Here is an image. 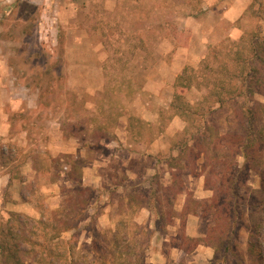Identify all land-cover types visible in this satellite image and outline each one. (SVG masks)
<instances>
[{
	"label": "rangeland",
	"instance_id": "1",
	"mask_svg": "<svg viewBox=\"0 0 264 264\" xmlns=\"http://www.w3.org/2000/svg\"><path fill=\"white\" fill-rule=\"evenodd\" d=\"M252 2L0 0V61L16 92L32 104L23 105L17 112L28 126L27 139L40 171L39 179L28 189L29 198L38 209H51L45 201L49 191L42 190L54 181L61 184V201L54 209H61L77 224L63 234L64 238L76 232L79 246L100 233L111 245L112 232L118 229L129 234V240L150 264H264V250L260 258L258 240L249 229L239 226L230 234L223 230L222 220L211 241L218 248L214 255V248L206 244L210 241L209 227L214 224L206 200L213 192L205 184L206 178L209 183L218 180L213 170L224 172L231 160L243 162L242 156L234 154L236 144L232 139L235 134H244L245 126L234 113L241 106L264 105V91L250 99L226 101L214 113L203 116L208 127L203 130L198 127L202 119L192 118L190 111L207 106L204 88L195 83L184 88L183 101L191 104V110L185 113L189 122L181 118L183 130L169 142L187 147L175 157L169 152L155 156L177 166L172 185L159 193L157 181L162 173L146 170L155 161L147 153L149 145L173 114L167 96L173 97L175 79L183 68L197 69L212 49H219L218 61L224 62L226 50L237 46L246 33L264 35V15L259 13L264 0ZM79 34L81 43L77 46L75 36ZM175 71L178 74L173 78ZM160 77L166 86L161 88L163 99L153 101L159 123L152 125L136 114L149 99L143 83ZM123 128L128 132L125 143L115 133ZM58 129L66 137L63 143L57 137ZM204 136L209 138V143L202 145L208 153L197 159ZM73 142L82 147L75 153H59L60 146L70 150ZM47 146L57 152L52 154ZM13 149L7 147V154L14 153ZM80 149L84 150L82 154ZM7 154L5 161H11ZM105 155L111 158L107 165L100 162ZM94 159L96 162H92ZM90 162L99 164L98 186L80 181L83 168ZM120 163L138 170V179L150 180V186L146 188L139 180L137 186L123 184L127 175L110 170ZM16 164L11 166L15 169ZM199 164L206 169L201 171ZM199 175L205 191L197 189ZM239 182L242 186L238 192L245 199L238 209L244 212L242 221L249 225L253 217L248 218L246 212L250 204L255 206L264 196V180L253 169L241 172ZM133 190L136 193L132 194ZM0 216L4 221L9 219L6 211ZM38 217L40 211L34 218ZM226 243L229 248L224 252Z\"/></svg>",
	"mask_w": 264,
	"mask_h": 264
},
{
	"label": "trees",
	"instance_id": "2",
	"mask_svg": "<svg viewBox=\"0 0 264 264\" xmlns=\"http://www.w3.org/2000/svg\"><path fill=\"white\" fill-rule=\"evenodd\" d=\"M256 1L258 0H253L252 4ZM251 6L250 4L248 8L250 9ZM259 13L264 15V3ZM239 43L237 46L232 45L231 51L226 50L224 62L218 61L219 49L216 51L212 49L197 69L189 66L183 68L174 82V93L170 103V109L174 115L189 122V117L185 113L191 110V104L183 101L182 92L184 88H191L193 83L204 88L208 103L203 108L201 106L196 109V107L190 111L192 118L202 119L203 123L198 127L203 130H208L203 116L214 113L226 101L235 102L240 97L250 99L255 93L264 91V35H254L253 32H249L240 38ZM263 109L264 105L257 103L255 108L241 106L235 111L234 114L243 121L245 133L233 135L232 141L236 144L234 154L242 156L243 162L238 164L237 161L231 160L224 172L213 170V175L218 179L216 183H209L207 178L205 180L207 188L213 192L212 197L206 200L207 207L214 215V224L209 227L207 233L210 241L208 240L206 244L214 248V255L218 248L211 241L215 240L216 231L220 227L216 225L220 223L219 220H222L223 230L230 234H233L239 226L249 229L258 240L256 247L262 258L264 196L256 202L255 206L252 204L248 206L246 203L243 207L248 206L249 210L246 214L248 218L253 217L249 220V226L242 221L244 212L238 209L241 206L240 202L242 201L243 206L245 199L239 194L238 187L242 186V182H239V174L244 170L250 172L257 169L264 180ZM203 138L197 159L203 153H208L202 145L208 144L209 138L207 136ZM186 147L178 146L180 150ZM209 159L207 157V160L211 161ZM198 168L202 171V168L206 169V165L199 164ZM135 191L133 190L132 194L136 193ZM39 211L38 218L15 212L8 213L9 219L6 221L0 216V264H150L146 262L143 254L136 250V245L129 240L127 232L122 233L118 229L112 232L111 245H108L106 239L101 238L100 233H96L89 243H81L78 246L75 239L76 232H73L69 238L63 236L66 231L74 230L77 226L69 220L68 214H62L59 208L49 209L45 206L39 207ZM196 240L199 244L198 239ZM227 248H229L228 243L225 245L224 252Z\"/></svg>",
	"mask_w": 264,
	"mask_h": 264
},
{
	"label": "crops",
	"instance_id": "3",
	"mask_svg": "<svg viewBox=\"0 0 264 264\" xmlns=\"http://www.w3.org/2000/svg\"><path fill=\"white\" fill-rule=\"evenodd\" d=\"M81 35L82 34L75 36V44L77 46L79 43H81ZM78 37L80 38L79 40ZM176 71L173 73V78L178 74ZM6 73V66L1 64L0 61V213L6 211V213L15 212L22 213L30 217H37L39 216V209L33 205L31 199L29 198V194H31V192L28 189L34 181L36 182L39 179L40 171L35 164L37 157L33 156L32 153H34V151L30 150V143L27 139L29 138L27 130L28 126L23 122L22 118L20 119L17 117V112L20 111L23 105L29 107L32 104H30L28 100H24L23 95H19L16 92L15 86L13 85L14 82L8 80ZM155 80V82L151 81L149 83H143L142 89H145L146 86L144 85H147L148 87L147 91L149 92V99L144 100L142 110H138L136 114L137 116H140L141 119L149 122L152 125L157 122L159 123V115L158 113H155L156 106H154L153 101H157L160 98L163 99V91H161V88L166 86V82L162 79V77ZM171 100L172 94L167 96L169 107ZM20 122H22V124H19ZM183 127L184 126L181 117L172 114L165 129L159 135H157L155 139H153L149 145V149L147 150V153L152 155L155 161L153 165L151 167H147L146 170L154 172L158 171L159 173H162L157 181V184L160 186L159 193H165L164 190H167L172 185V175L178 168L173 164L169 165V163L160 161L156 157L161 153L167 152L171 153L172 157L178 155L180 149L178 146H172L169 140L172 136H175L177 133L181 132ZM124 128L120 129L118 132H115L121 143H125L124 141L128 138V132ZM62 131L63 130L58 129L59 136L57 137L59 138L60 143L65 142L66 138ZM69 140H71V138ZM7 147L14 148V153H10L8 155ZM72 147L73 148L70 150H66L65 147L60 146V152H58L63 154L75 153V151L82 146L79 144V142H73ZM47 151L51 152L52 154L57 152L51 149L49 146H47ZM83 152L84 150H79L80 154ZM113 153H116V149ZM6 154L8 155V158L11 159V161L9 159L5 161V158H7ZM111 155L112 154H110V157ZM21 157L23 158L22 160ZM110 159L111 158H109V155H105L103 156V162H100L104 165H107ZM15 162H17V164L16 168L14 169V166L11 165ZM92 162H96L95 159ZM98 166L99 164L97 163L92 164L90 162L86 164V166L83 168L84 171L82 173V179L80 180L83 185H91L93 183L94 186H98L101 181V177L98 176L99 173L97 172ZM181 168L184 169L182 166ZM110 170H115L117 173L123 171L127 175V178L125 181H123V184L129 182L130 186L134 184H136V186L138 185V170L130 168L128 169L125 167L124 163L118 164V168L110 167ZM141 183H144L146 188H148L151 184L150 180H145L144 182L141 181ZM196 183L197 189L199 187L201 191H205L203 187L204 181L202 175H199ZM186 184L187 183L185 181L182 182L183 186H186ZM61 187L62 186L59 182L54 181V183H49V186L42 190L49 191L45 201L48 203L51 209H54V207L58 206V203L61 201ZM117 191L120 190L118 189ZM185 193L186 189L183 188L181 195L184 196Z\"/></svg>",
	"mask_w": 264,
	"mask_h": 264
}]
</instances>
